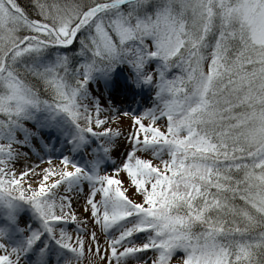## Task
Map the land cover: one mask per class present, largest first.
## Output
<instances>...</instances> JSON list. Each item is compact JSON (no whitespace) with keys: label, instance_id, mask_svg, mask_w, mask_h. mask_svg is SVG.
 <instances>
[{"label":"snow or ice","instance_id":"snow-or-ice-1","mask_svg":"<svg viewBox=\"0 0 264 264\" xmlns=\"http://www.w3.org/2000/svg\"><path fill=\"white\" fill-rule=\"evenodd\" d=\"M30 4L31 13L17 0H0V213L10 221L29 206L40 227L19 233L9 224L23 239L19 247L0 239V264H27L22 254L49 264L56 250L46 239L69 253L67 264H82L86 239L89 264L95 257L109 264H264V0ZM78 38L86 62L74 70L59 56L41 70L21 66L25 56ZM152 58L159 61L155 77L143 68ZM117 60L143 81L155 79L160 103L130 116L126 161L105 176L84 174L89 188L78 198L88 215L81 219L67 195L80 192L81 169L64 157L63 170L52 158L39 169H18L13 145L21 120L36 109L66 114L74 143L94 129L116 135L102 110L93 115L80 96L94 68ZM169 67L179 71L165 79ZM145 149L153 159L141 157ZM69 221L74 240L62 226ZM137 233L145 235L137 241Z\"/></svg>","mask_w":264,"mask_h":264},{"label":"rangeland","instance_id":"rangeland-1","mask_svg":"<svg viewBox=\"0 0 264 264\" xmlns=\"http://www.w3.org/2000/svg\"><path fill=\"white\" fill-rule=\"evenodd\" d=\"M56 59L57 57H49L46 68L51 67ZM124 61L126 62L124 65L126 80L120 76L108 77L101 73L90 74L84 85L83 94L80 96V102L93 106L90 109L93 115H95V107L102 110L104 116L108 118V123L105 126H109L117 133L116 135H113L112 131L105 134L103 129H94L95 135L86 134L82 142L74 143L71 135L73 126L70 120L64 119L57 126L54 111L46 109H36L30 117L23 118L21 120L23 121V128H18L16 132V141L13 145L15 153L19 157L14 161L16 168H23L27 164L29 167L36 165L39 169L47 166L48 158H52V163L56 164L58 169L63 170V166L59 165V158L64 157L81 169V180L78 185V190L81 189L80 192L67 193L71 197L72 205L81 219L88 215L87 212L83 211L82 200L78 198L83 197L89 188V182L84 178V174L89 173L91 175L95 173L99 176H105L126 161L130 151L127 134L131 133L135 127L131 124L130 116L148 113L160 103L157 100L155 79L152 82L143 81L134 71L135 68L127 60ZM158 67L159 61L155 58L149 59L143 66L145 71L153 73V77H155ZM172 69L175 70V68ZM138 91L142 93L137 94ZM44 117L45 119L42 120ZM141 157L146 161L153 159L151 150L145 149V152L141 153ZM160 158L162 160L168 158L166 148L161 153ZM33 180H35V177H33ZM58 191L63 193L62 188ZM21 219H23V224L20 223ZM128 219L132 218L129 217ZM9 224L15 225L19 233H23L25 228H31L35 231L40 227L39 217L29 206L19 209L10 221L5 214L0 213V239L6 240L8 247H19L20 240L23 239V237L14 238L15 233L10 234ZM62 226L71 233L74 240L77 235L75 225L69 221L66 225L62 223ZM92 231L93 228L89 224L87 232L91 233ZM41 235L43 236L44 233L41 232ZM143 235L145 234L137 233V241ZM98 238L101 244V252H104V237L99 234ZM45 243L50 249L56 250L54 254L47 257L49 264H67L70 257L66 250H58V246L52 240L46 239ZM88 249L89 244L86 239L82 264H89ZM92 252L95 255L94 245L92 246ZM21 259L27 264H31L27 255L22 254ZM95 264H109V261L107 257L103 259L95 257ZM112 264H115V262L112 261Z\"/></svg>","mask_w":264,"mask_h":264},{"label":"trees","instance_id":"trees-1","mask_svg":"<svg viewBox=\"0 0 264 264\" xmlns=\"http://www.w3.org/2000/svg\"><path fill=\"white\" fill-rule=\"evenodd\" d=\"M17 2L31 13L30 0H17ZM156 2H158V0H144V4L146 8H148L151 4ZM32 18H36L34 14L32 15ZM58 56L65 58L68 67L73 70L76 69L78 65L86 62L85 57L81 54L80 42L78 38L76 41L73 42L72 45H69L67 47L49 46L48 48L42 49L39 52V54L25 56L21 60V66L26 64L36 70H41L46 68V63L49 57L51 58ZM125 64L126 62L124 60H121L119 63L113 64V66L110 69H105L103 68L104 67L103 64H99L98 68H94L93 69L94 71H92L90 74L101 73L107 76H113L120 73L123 76ZM134 71L136 72V70ZM178 71H179L178 69L174 70L172 69V67H169L165 72V75H167L165 79H171V76L174 73H177ZM30 80L36 86V88L39 89V92L41 93V98L42 99L47 98L48 94L45 92L43 85L38 81V79L34 77H30ZM53 114L56 116L55 121L57 126L60 125L61 122L64 121V119H68L66 114L57 111H54ZM44 119L45 117L42 120ZM22 124L23 121H21L19 128H23Z\"/></svg>","mask_w":264,"mask_h":264},{"label":"bare ground","instance_id":"bare-ground-1","mask_svg":"<svg viewBox=\"0 0 264 264\" xmlns=\"http://www.w3.org/2000/svg\"><path fill=\"white\" fill-rule=\"evenodd\" d=\"M113 84V83H112ZM112 87V85H110ZM129 92H132L131 90H128ZM124 92V91H123ZM141 91H138L137 94H141ZM125 95V94H124Z\"/></svg>","mask_w":264,"mask_h":264},{"label":"clouds","instance_id":"clouds-1","mask_svg":"<svg viewBox=\"0 0 264 264\" xmlns=\"http://www.w3.org/2000/svg\"><path fill=\"white\" fill-rule=\"evenodd\" d=\"M119 62H120L119 60L116 61V63H119Z\"/></svg>","mask_w":264,"mask_h":264}]
</instances>
